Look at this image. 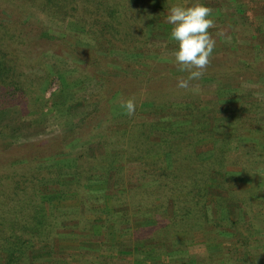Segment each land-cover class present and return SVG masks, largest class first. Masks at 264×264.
Returning a JSON list of instances; mask_svg holds the SVG:
<instances>
[{
    "label": "rangeland",
    "instance_id": "rangeland-1",
    "mask_svg": "<svg viewBox=\"0 0 264 264\" xmlns=\"http://www.w3.org/2000/svg\"><path fill=\"white\" fill-rule=\"evenodd\" d=\"M195 2L197 0H174L167 5L191 6ZM198 2L212 8L215 19V27L209 31L216 39V47L205 72L217 70L220 66L218 70L221 74L215 79L202 77L198 81H192L190 88L200 89L196 94L177 86L178 80L186 79L187 76L181 75L183 72L178 71L174 57L171 55L177 49V45L170 38L172 26L166 22L167 16L161 21L165 22L163 29L167 28V25L170 26L168 33H160L158 30L160 28H157L162 24L158 21L160 16L155 17L154 23L148 29L152 37L147 42L145 50L116 51L111 56L106 55V52L103 53L101 49H96L94 41L91 38L87 39L90 41L85 40L84 35L79 34L82 40L73 39L70 35L66 37V33L69 34L63 29L67 25L66 21L54 17L46 18L45 33H48L52 39L45 38L39 33L38 28L37 34L32 33L35 39L42 40H37L33 46H22V49L33 64L32 73L38 68L36 60L40 57L45 70L38 74H49L38 90L34 91L31 88L28 95L32 101L39 99L43 102L49 99V105L42 112L30 111L26 115H21L18 109L12 107L13 111L8 110L0 115V164L6 165L15 158L13 152L15 143L23 144L41 139L48 143L61 136L58 146L66 148H61L59 151L54 149L56 152L46 149L44 155L55 153L56 157L43 159L39 166L59 169L57 176L60 180L73 178L74 168L70 153H72L71 157L82 152L97 156L103 154V150L99 149L96 142L83 140L87 137L86 134L84 133L83 136L81 130L76 128L83 122L88 111L96 109L97 106H102L105 110L100 112L97 109L100 123L105 115L112 114L111 108L114 111L112 115L115 122L126 120L129 116L125 115L123 109L116 103L118 98H134L136 113L129 118L137 121L142 118L148 119L158 125H164L165 121H161L162 113L170 110L174 114L183 113L187 110L188 104L194 102L192 98L196 100L200 98L201 105L205 109L209 105L203 101L216 102L219 98L222 102L219 109L220 117L238 124L242 123L246 131L250 130L253 133L254 137L244 142L243 149L255 143L256 148L260 147V152L264 153V109L259 113L258 118H255L254 113L252 117L246 118L242 117L240 106L237 104L242 96L243 98L247 96L259 100L264 107V31L259 33L255 29L256 23L264 14V0H198ZM261 12L263 14L259 16ZM3 13L9 15L7 11ZM37 18L39 20V17ZM71 23L76 29L81 27V23L75 21ZM62 30L66 33H62ZM157 33H160V36ZM217 33L221 35L218 36ZM8 40L9 38H3L1 42L3 50L9 51L19 47L16 43L7 44ZM137 44L140 45V42ZM167 71L170 72L166 73ZM128 73H138L139 79L127 76ZM160 73L163 76L159 77ZM148 74L152 75V79L145 82L141 77H147ZM31 77L33 82L34 75ZM61 84L65 86L61 87ZM57 92L58 94L54 95ZM187 93H191L190 99ZM100 97L105 98V103L97 105ZM194 113L195 115L192 116L194 121L198 117L206 120L202 116V111ZM106 119L110 120L108 124L112 122L109 116ZM138 135L139 133L135 131L131 133V138L134 139ZM153 135H165L164 129L156 127ZM190 136L192 139V133H186L178 139H187ZM206 143L207 141L199 143L198 152H206ZM252 148L256 149L253 146ZM151 157L159 158L160 155L155 154ZM136 159L130 160L135 161L133 163L136 164V161H139ZM133 163L124 170L127 171V168L130 171L134 170ZM94 164L96 167H103L107 162L102 158H96ZM227 168L236 172L234 169L239 170L243 167L236 161L229 163ZM129 170L127 173H130ZM127 186L126 191L125 189L119 191L107 204L111 206L112 212L119 208L120 214L103 212L106 199L100 197L101 195L99 198H93V194H88L91 199L87 203L88 211L83 213L82 219L85 223H80V228L74 229L79 234L58 239V251L71 254V260H74L70 264H241L243 262L264 264V197L258 196L259 187L252 181L242 182L216 175L211 191L220 206L225 208V216L212 224L206 222L204 227L198 226L196 218L191 219L189 216L186 222H177L181 226L175 225L171 229L164 227L166 221L171 218L166 217L165 211L160 209L159 197H154L157 207L152 208L148 214L154 219L153 223L147 224L151 221L146 219L139 221V215L147 210L145 204L151 202L149 194L140 186L135 190L129 189L130 185ZM158 190L159 188L155 189L156 196L162 193ZM80 195L86 197V193L82 190ZM64 198L68 200L71 197ZM246 200L251 203L249 208H246L244 202ZM67 203L69 202L65 204ZM125 218L128 221H125ZM162 227L168 232L162 231ZM117 229L121 230L117 232ZM86 234L88 237H80ZM163 234L171 239L162 236ZM104 235L119 247L113 251L101 247L98 243ZM153 236L167 238L170 243L153 244ZM174 236H185L191 240L182 239L174 245ZM90 238L92 242L87 241ZM142 241L145 244L138 245ZM177 245L179 246L176 247ZM138 246L140 248H137ZM179 247L182 249H178ZM150 249L153 250L152 256L144 253ZM242 257H246L244 259L247 260L244 261Z\"/></svg>",
    "mask_w": 264,
    "mask_h": 264
},
{
    "label": "trees",
    "instance_id": "trees-1",
    "mask_svg": "<svg viewBox=\"0 0 264 264\" xmlns=\"http://www.w3.org/2000/svg\"><path fill=\"white\" fill-rule=\"evenodd\" d=\"M170 2L174 0H0V115L8 110L13 111L12 107L18 109L21 115L30 111L42 112L49 105V99L43 102L39 99L32 101L28 95L31 88L37 91L49 74H38L45 70L40 57L36 60L38 68L32 73L33 64L22 49V46H33L37 40H42L35 39L32 33L37 34L38 28L45 38L52 39L45 33L46 18L54 17L66 21L67 25L63 29L69 34L62 30V33L67 34L66 37L70 35L73 39L82 40L79 34L84 35L85 40L91 38L94 41L96 49H101L103 53L111 56L116 51L145 50L152 37L148 29L157 16H160L158 21L162 23L157 27L160 28L158 30L160 33H168L170 26L167 25V28L163 29L165 22L161 20L167 16L168 12L165 11L170 8L167 5ZM6 11L9 15L3 13ZM72 21L81 23L82 28L76 29ZM255 29L259 33L264 31V14L256 23ZM160 33L157 34L160 36ZM3 38H9L7 44L16 43L19 47L9 51L3 50ZM137 42H140V45ZM218 69L220 66L217 70H208L203 77L215 79L221 74ZM168 72L170 71L166 73ZM126 75L139 79L138 73ZM181 75L187 76L188 73L183 72ZM146 76L141 77L145 82L152 79V75ZM161 76L162 73L159 77ZM64 86L65 84H61V87ZM187 95L190 99L191 93ZM217 99L219 102L203 101L209 105L205 109L200 98H192L194 102L188 104L185 112L174 114L170 110L162 113L161 121H165L164 125H158L148 119L137 121L129 117L115 122L112 108V114L105 115L100 123L97 109L104 112L102 106L89 110L76 129L81 130L83 136L86 134L87 139L83 140L96 142L103 154L97 156L82 152L71 157L72 153L69 152L73 160L74 174L73 178L64 181L58 179L59 169L39 166L43 159L56 157L55 153L44 155V152L46 149H51L52 152H56L54 149L61 150L62 147L58 146L61 136L48 143L42 139L23 144L15 143V158L6 165L0 164V264L73 263L71 254L58 251L57 243L61 237L79 234L74 229H79V224L85 223L82 218L83 213L89 209L87 203L91 197L88 194H93V198H99L101 195L100 197L106 199L103 212L120 214L119 208L112 212L111 206L107 205L111 197L122 189L126 191L127 185H130L129 189L134 190L140 186L149 194L151 202L145 204L147 210L139 215V221L146 219L151 221L147 224L153 223L154 219L148 214L152 208L157 207L154 197H159L160 209L165 211L166 217L171 218L164 226L167 229L175 225L181 226L177 222H186L189 216L191 219L196 218L195 221L200 227H204L206 222L212 224L225 216V208L220 206L211 191L216 175L242 182L252 181L259 187L258 196L264 197V153L260 152V147L256 148L255 143L243 149L244 142L254 137L253 133L246 131L242 123L221 118L219 109L222 102ZM104 100L105 98L100 97L97 105L104 104ZM237 104L240 106L242 117L246 118L252 117L253 113L255 118H258L264 109L259 100L247 96H242ZM196 111H202L206 120L198 117L194 121L192 116ZM107 116L112 121L110 124ZM156 127L164 129L165 135H153ZM135 131L139 135L132 139L131 133ZM186 133H192V139L191 136L178 139ZM205 141L206 152H198L199 143ZM64 148L66 147L62 149ZM155 154L160 157H151ZM96 158H102L107 165L96 167ZM131 158H137L139 161L134 164L135 161L132 162ZM236 161L243 168L234 169L236 172L232 170V173L227 167L229 163ZM130 163H133L135 168L132 171L127 168V171L133 172L132 174L124 170ZM51 179L54 181H49ZM156 188L162 191L158 196L155 194ZM80 190L86 193V197L80 195ZM66 196L71 198L66 200ZM66 202L69 203L65 204ZM244 202L246 208H249L250 201ZM124 220L128 221L126 218ZM161 230L168 232L163 227ZM162 236L171 239L166 234ZM80 237H88V234ZM167 238L153 236V244L161 242L168 245L170 241ZM182 239L191 240L185 236H174V245ZM87 241H91V238ZM142 243L144 241L138 245ZM98 244L110 251L119 247L106 235ZM144 253L152 256L153 250H146ZM244 258L246 257H242L246 261ZM84 259L89 262L86 257Z\"/></svg>",
    "mask_w": 264,
    "mask_h": 264
},
{
    "label": "clouds",
    "instance_id": "clouds-1",
    "mask_svg": "<svg viewBox=\"0 0 264 264\" xmlns=\"http://www.w3.org/2000/svg\"><path fill=\"white\" fill-rule=\"evenodd\" d=\"M167 23L172 26L170 38L177 45L171 55L178 71L188 73L186 79L178 80L177 86L194 94L199 93V87L190 88V83L204 76L216 47V39L209 31L215 27L213 9L198 0L191 6L173 5L168 9ZM116 103L125 115H135L134 98H118Z\"/></svg>",
    "mask_w": 264,
    "mask_h": 264
},
{
    "label": "crops",
    "instance_id": "crops-1",
    "mask_svg": "<svg viewBox=\"0 0 264 264\" xmlns=\"http://www.w3.org/2000/svg\"><path fill=\"white\" fill-rule=\"evenodd\" d=\"M174 258H177V257H174ZM174 258H173V259H174ZM174 260H175V259H174ZM142 263H143V262H142Z\"/></svg>",
    "mask_w": 264,
    "mask_h": 264
}]
</instances>
